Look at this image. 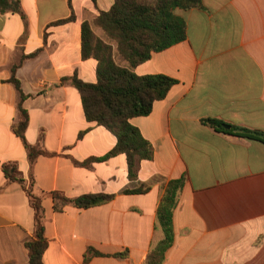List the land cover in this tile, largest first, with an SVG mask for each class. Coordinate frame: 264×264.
<instances>
[{
  "label": "crops",
  "instance_id": "0c3cea01",
  "mask_svg": "<svg viewBox=\"0 0 264 264\" xmlns=\"http://www.w3.org/2000/svg\"><path fill=\"white\" fill-rule=\"evenodd\" d=\"M114 2L21 0L23 14L0 12V264H27L26 243L34 236L27 191L7 178L4 166L42 198L45 264H85L89 249L101 255L87 264H146L151 248L164 239L157 212L165 187L183 177L175 242L163 264H264V144L205 123L264 132V0H199L197 7L177 10L187 39L135 68L139 76L178 81L149 116L131 120L154 149L135 181L124 155L82 165L106 157L117 138L87 121L71 80L96 82L97 61L81 55V26ZM72 13L75 22L56 25ZM36 52L16 74L27 96L26 139L50 154L31 167L13 130L19 100L9 80L12 66ZM143 183L152 184L146 194L124 193ZM53 193L115 198L90 209L67 205L57 211Z\"/></svg>",
  "mask_w": 264,
  "mask_h": 264
},
{
  "label": "trees",
  "instance_id": "16d2710c",
  "mask_svg": "<svg viewBox=\"0 0 264 264\" xmlns=\"http://www.w3.org/2000/svg\"><path fill=\"white\" fill-rule=\"evenodd\" d=\"M199 0H115L109 11L100 12L93 23L84 22L81 26V55L83 60L97 61V79L95 83L84 82L77 76L72 83L81 95L85 116L88 122L95 123L111 131L117 138V145L104 158L94 159L82 165L88 166L93 161H105L109 158L124 155L127 161L129 178H138V170L142 161L154 158V149L145 140L138 128L131 124L137 117L149 116L156 102L164 100L170 90L178 83L177 80L165 75L139 76L135 68L149 61L154 53L163 52L187 39V23L177 14V10L187 11L197 7ZM1 13H20L21 0H0ZM76 21V16L56 23L64 25ZM94 28L102 30L109 41L99 37ZM36 52L11 68L12 84L18 96L19 119L14 125V133L19 137L28 152L31 167L38 157L50 155L39 146L29 144L26 132L29 126V114L23 108L27 96L23 92L17 71L26 59L34 58ZM206 124L215 130L231 133L241 138L264 144V132L232 126L231 130L224 128V123L218 120H206ZM77 165H81L76 162ZM10 180L24 185L32 208L34 209V236L26 243L29 252L27 264H45L44 256L49 247L46 237L45 216L42 198L33 192V184L26 188L25 181L17 177V171L9 166L3 167ZM185 178L170 181L165 187L163 199L157 212V222L163 230L164 239L154 245L148 253L146 264H163L168 251L175 242L174 211L178 206ZM152 189V184H140L127 194H146ZM55 210L61 211L67 205L79 209H90L110 203L114 195L88 194L76 199L53 193ZM101 254L89 249L85 255L87 264L92 257ZM117 254L116 257H125Z\"/></svg>",
  "mask_w": 264,
  "mask_h": 264
},
{
  "label": "rangeland",
  "instance_id": "374dc122",
  "mask_svg": "<svg viewBox=\"0 0 264 264\" xmlns=\"http://www.w3.org/2000/svg\"><path fill=\"white\" fill-rule=\"evenodd\" d=\"M96 30H97L98 32H101V33H100L101 36H103L105 39H107V41H109L108 38L104 35V33H103L102 31H100V29L96 28Z\"/></svg>",
  "mask_w": 264,
  "mask_h": 264
},
{
  "label": "water",
  "instance_id": "95a60500",
  "mask_svg": "<svg viewBox=\"0 0 264 264\" xmlns=\"http://www.w3.org/2000/svg\"><path fill=\"white\" fill-rule=\"evenodd\" d=\"M225 128L226 129H231V126L226 125Z\"/></svg>",
  "mask_w": 264,
  "mask_h": 264
}]
</instances>
